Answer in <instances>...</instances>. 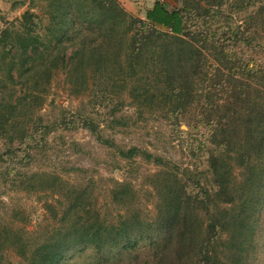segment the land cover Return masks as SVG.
<instances>
[{
    "label": "trees",
    "instance_id": "obj_1",
    "mask_svg": "<svg viewBox=\"0 0 264 264\" xmlns=\"http://www.w3.org/2000/svg\"><path fill=\"white\" fill-rule=\"evenodd\" d=\"M173 1L170 8L156 0L146 19H140L127 13L118 0H64L47 12V24L25 12L22 33L17 32L19 47L11 42L10 48L20 49L16 52L21 54L20 70L27 67L26 71L47 74L53 53L72 42V53L67 58L64 51L59 67L74 86L88 85L89 77L99 71H114L131 83L130 98L138 110L171 105L179 119L195 108L198 124L209 135L207 163L212 185L191 210L179 174L168 172L162 178L158 218L150 225L162 241L156 253L166 263L174 255L171 264H245L257 253L264 206V63L256 58L264 55V0ZM96 34L100 42L85 43ZM10 37L3 30L0 44H7ZM242 48L247 50L238 56ZM13 71L11 67L8 72L12 78ZM17 112L18 105L7 103L0 93V137L7 139L15 131ZM84 125L124 159L141 156L158 166L169 165L140 148L121 149L92 123ZM10 142V150L1 152L0 160L14 149V140ZM237 169L246 172L243 188L234 187ZM40 176L46 175L32 178ZM49 180V189L62 183L57 176ZM127 196L123 192L119 198ZM69 201L59 218L61 226L42 238L23 227L6 226L0 231V264L7 249L23 264H76L77 251L84 253L87 248L95 251L96 264H109L108 254L134 250L135 235H149L135 216L124 218L118 226L101 223L90 214L81 192ZM200 213L205 214L201 217Z\"/></svg>",
    "mask_w": 264,
    "mask_h": 264
},
{
    "label": "rangeland",
    "instance_id": "obj_2",
    "mask_svg": "<svg viewBox=\"0 0 264 264\" xmlns=\"http://www.w3.org/2000/svg\"><path fill=\"white\" fill-rule=\"evenodd\" d=\"M63 1L19 0L0 17V36L3 30L11 35L7 44H0V93L7 103L18 105L15 131L7 139L0 137V153L10 150V139L14 140L10 156L6 154L0 160V231L6 226L8 229L23 227L32 231L35 238H42L61 226L59 218L70 206V198L81 192L90 214L96 215L101 223L118 226L124 218L135 216L142 230L149 234L135 235L134 250L121 249L108 254L109 264L166 263L156 253L161 239L150 228L159 214L162 178L168 177V172L179 174L183 193L192 203L190 209L195 208L196 201L210 191L213 181L207 163L208 131L198 124L195 108L179 119L172 114L171 105L158 109L144 106L138 110L130 98L131 83L124 82L114 71H99V75L89 77L88 85L74 86L59 67L64 51L67 58L72 53V42H66L65 47L53 53L47 74L30 68L26 71L27 67L20 70L21 54L16 55L20 49L11 51L10 47L11 42L17 44L23 14L30 11L47 24V12L63 5ZM162 1L173 8V0ZM120 4L130 15L146 19V8L138 5L131 11ZM243 17L245 14L239 18L240 23ZM39 33L43 34L41 30ZM100 38L96 34L85 43L93 44L95 39L100 42ZM240 50H237L238 56L247 49ZM262 55L256 56L259 63H264ZM11 67L14 78L8 73ZM86 122L92 123L104 138L119 148H140L162 157L169 165L158 166L141 156L124 159L114 147L99 142L84 125ZM22 136H25L23 141L18 139ZM21 142L24 143L20 146ZM39 173L46 176L32 178ZM235 173L238 177L234 187L243 188L247 183L246 172L237 169ZM52 176L62 180L55 189H49ZM123 192L129 196L120 199ZM261 214L257 253L245 264H264V206ZM76 254V264H96L93 248ZM175 259L173 255L166 264ZM2 264L23 262L14 251L7 249L3 252Z\"/></svg>",
    "mask_w": 264,
    "mask_h": 264
},
{
    "label": "crops",
    "instance_id": "obj_3",
    "mask_svg": "<svg viewBox=\"0 0 264 264\" xmlns=\"http://www.w3.org/2000/svg\"><path fill=\"white\" fill-rule=\"evenodd\" d=\"M127 10L134 11L135 6H141V8H146V12L150 10L156 0H119ZM19 0H0V17L5 13L10 11L13 7L16 6V3Z\"/></svg>",
    "mask_w": 264,
    "mask_h": 264
}]
</instances>
